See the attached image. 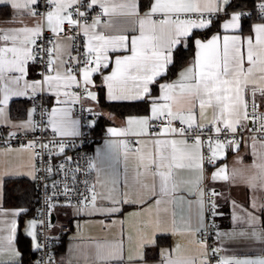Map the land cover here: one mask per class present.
Listing matches in <instances>:
<instances>
[{"label": "snow or ice", "instance_id": "obj_1", "mask_svg": "<svg viewBox=\"0 0 264 264\" xmlns=\"http://www.w3.org/2000/svg\"><path fill=\"white\" fill-rule=\"evenodd\" d=\"M0 6L12 12L0 23V127L8 129L0 157L27 160L0 169V257H9L0 264H23L15 241L29 209L2 204L6 184L25 178L44 192L24 228L32 264H57L58 212L104 230L119 226L118 238L95 244L98 264H264V250L252 257L225 247L264 245V201L253 196L246 209L216 187L235 182L238 170L218 161L233 152L241 162L243 146L253 156L248 187L264 191V0ZM101 93L145 111L108 127L104 148L89 155L88 135L105 115L114 118L97 111ZM221 201L231 205L233 224L248 227L221 231ZM169 237L174 244L163 247Z\"/></svg>", "mask_w": 264, "mask_h": 264}, {"label": "crops", "instance_id": "obj_2", "mask_svg": "<svg viewBox=\"0 0 264 264\" xmlns=\"http://www.w3.org/2000/svg\"><path fill=\"white\" fill-rule=\"evenodd\" d=\"M0 8H3L0 6ZM1 10V13L4 12V16L0 17V23L5 22L11 15L12 12L10 9ZM102 98L104 99V94L102 93ZM109 104H120V103H109ZM18 105L15 104V109ZM97 111H100L104 114L110 113L104 107L99 104ZM143 114V113H142ZM19 116V112L14 110L13 117H10L15 120ZM128 116V115H126ZM117 117L108 118L105 115L103 118L110 121L111 124L106 125L102 130L98 131L96 128L94 131L99 134H103L104 138L93 143L91 147V155H94L96 149L104 148V141L108 137L106 136V129L108 127L120 128L123 125L124 118L126 117ZM8 130L7 128L0 127V131ZM239 158H242L241 162H238L237 154L233 152H228L225 159L218 161V164L221 166H226L229 171L236 169L238 170V175L235 178V182L232 184H217L216 187L224 191L226 195H229L231 200H235L239 205H242L244 208H250V200L253 196L264 201V191L253 193L248 187L247 179L253 174V170L250 169V165L253 163V156L251 155L250 150L247 147H243L240 150ZM27 160L25 157L16 158L15 155L12 157H0V169L8 165H25ZM13 183V184H12ZM10 188H13L12 194L15 197V202L20 205L16 206H7L3 204L2 207L5 210H14L22 207L28 208V198L31 205L33 206L36 202L33 182L28 179H23L22 181L11 182ZM34 194V198H33ZM221 211L224 213L223 216L217 218V224L221 231H233V230H243L248 226L245 224H233L232 214L233 209L229 203H224ZM29 209V208H28ZM131 211V208L128 209ZM33 212V211H32ZM32 212H28L27 215H22L18 220V231L16 234V247L23 253V264H32V261L35 260L36 254L31 250L32 241L25 234L24 228L26 222L32 218ZM54 223L56 227L52 230L55 236L59 237L58 243L52 247V252L54 253L57 264H98L95 258V244L103 243L107 240H112L119 237V226L116 228H110L109 230H104L98 222H95L92 218L89 217H72L70 215H64L61 212L54 214ZM80 224L79 233H77L76 224ZM260 225L264 226V215H261ZM61 226L64 227V231H61ZM187 242V241H186ZM174 244V238L169 237L161 241L163 247H169ZM215 244V241H214ZM225 247L232 249L236 255L239 256H252L260 255L261 251L264 250V245H261L258 242H233L226 244ZM231 254V253H230ZM9 257L5 255L0 257V260L7 261Z\"/></svg>", "mask_w": 264, "mask_h": 264}, {"label": "trees", "instance_id": "obj_3", "mask_svg": "<svg viewBox=\"0 0 264 264\" xmlns=\"http://www.w3.org/2000/svg\"><path fill=\"white\" fill-rule=\"evenodd\" d=\"M1 10H4L3 8H0V17L4 16V12L1 13ZM188 56H190L191 54L188 53L186 54ZM100 105L102 107H104L106 110H108L110 113H113L114 116L117 117H124L126 115L129 114H142L145 109L141 106V107H132L129 105H125V104H109L106 103L103 98H102V93L100 94ZM15 103H13L12 105H10V115L11 117H13V112L14 110H16L15 108ZM111 124L109 120L101 118L99 119L96 129L98 131L102 130V128H104L106 125ZM10 184L11 183H7L6 184V192H5V196H4V204L7 206H16V205H20L19 203L15 202V197L13 196V194L11 193L13 188H10ZM13 184V183H12ZM33 198H34V194H33ZM32 198H28V208L30 210V212L33 211V206L31 205V200Z\"/></svg>", "mask_w": 264, "mask_h": 264}, {"label": "built area", "instance_id": "obj_4", "mask_svg": "<svg viewBox=\"0 0 264 264\" xmlns=\"http://www.w3.org/2000/svg\"><path fill=\"white\" fill-rule=\"evenodd\" d=\"M77 110H79V105H77ZM83 115H84L85 118H87V116H88L87 113H84ZM7 131L8 130L0 131V134H3V136H6L7 135ZM103 138H104L103 134L96 133L94 130H92L91 133L88 135L87 143L84 145L83 152H86L87 154L91 155V147H92L93 143H95L96 141H99V140H101ZM24 142L25 141L21 137L18 140H13L12 141V146L13 147H19V145L21 143H24ZM81 154H83V153H81ZM69 155H74V152L70 151ZM33 189H34L36 202H35L34 209H33V212H32V218L34 216H38L39 215L37 210L38 209H42V207H43L42 201L44 199V192H43L42 188L37 189L33 185ZM45 235H48V233L45 232ZM43 239H44V237L42 236L41 240L43 241ZM208 243H209V245H213L214 244V240L212 238H209L208 239ZM35 259H36V257H35Z\"/></svg>", "mask_w": 264, "mask_h": 264}]
</instances>
